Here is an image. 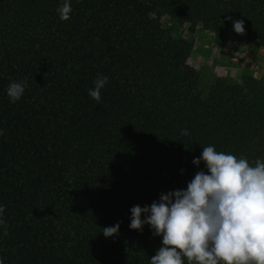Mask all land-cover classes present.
<instances>
[{"label":"trees","instance_id":"trees-1","mask_svg":"<svg viewBox=\"0 0 264 264\" xmlns=\"http://www.w3.org/2000/svg\"><path fill=\"white\" fill-rule=\"evenodd\" d=\"M161 13L264 48V0H0V264H264V84Z\"/></svg>","mask_w":264,"mask_h":264},{"label":"rangeland","instance_id":"rangeland-1","mask_svg":"<svg viewBox=\"0 0 264 264\" xmlns=\"http://www.w3.org/2000/svg\"><path fill=\"white\" fill-rule=\"evenodd\" d=\"M172 37L192 43L188 65L209 85L215 78L240 80L252 77L264 84V48L258 40L247 41L243 36L215 35L191 26L177 13H161L154 17ZM256 251H264V225L256 235Z\"/></svg>","mask_w":264,"mask_h":264}]
</instances>
